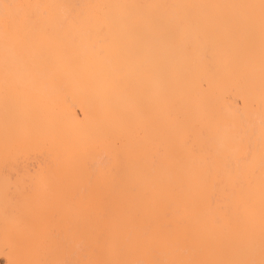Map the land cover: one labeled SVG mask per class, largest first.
Returning <instances> with one entry per match:
<instances>
[{"label": "bare ground", "instance_id": "1", "mask_svg": "<svg viewBox=\"0 0 264 264\" xmlns=\"http://www.w3.org/2000/svg\"><path fill=\"white\" fill-rule=\"evenodd\" d=\"M12 3L47 7L0 30L4 264L258 258L260 0Z\"/></svg>", "mask_w": 264, "mask_h": 264}, {"label": "snow or ice", "instance_id": "2", "mask_svg": "<svg viewBox=\"0 0 264 264\" xmlns=\"http://www.w3.org/2000/svg\"><path fill=\"white\" fill-rule=\"evenodd\" d=\"M47 7L43 5L22 4V3H8L7 0H0V30H2L5 42L13 38H19L24 34V30L35 23V18L32 14V9ZM234 7L242 8H259V25L261 36V72L262 79H264V0H260L259 5H238ZM66 23H73L71 18H65ZM247 23L251 26L255 24V18L249 17ZM254 157V148L248 145L240 160L247 163ZM260 160H261V185H260V245L259 256L257 258L254 248L249 245L247 251L243 254L234 255L229 258H185L175 257L167 260H134L127 258H120L124 250L117 248L115 245L110 247L113 253V258H90L100 255V250L97 247H92L87 250V257L76 261L68 260H38L22 262L11 258L7 255V264H264V128L261 131L260 144ZM27 191V188L24 189ZM211 207V204L209 205Z\"/></svg>", "mask_w": 264, "mask_h": 264}, {"label": "rangeland", "instance_id": "3", "mask_svg": "<svg viewBox=\"0 0 264 264\" xmlns=\"http://www.w3.org/2000/svg\"><path fill=\"white\" fill-rule=\"evenodd\" d=\"M17 0H7L8 3H12V2H15ZM38 162V159H30L28 160L27 162H24V163H20L18 165V169H22L24 166H26V168L28 169H33L35 167V165L37 164ZM4 259L3 257H0V264H4Z\"/></svg>", "mask_w": 264, "mask_h": 264}]
</instances>
